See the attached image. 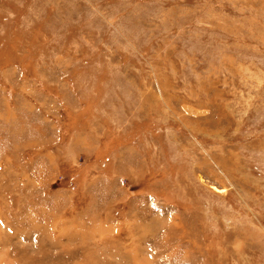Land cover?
<instances>
[{"label":"rangeland","instance_id":"obj_1","mask_svg":"<svg viewBox=\"0 0 264 264\" xmlns=\"http://www.w3.org/2000/svg\"><path fill=\"white\" fill-rule=\"evenodd\" d=\"M0 264H264V0H0Z\"/></svg>","mask_w":264,"mask_h":264}]
</instances>
